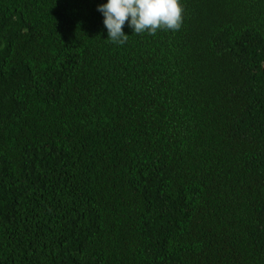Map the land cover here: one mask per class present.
Masks as SVG:
<instances>
[{
  "label": "trees",
  "instance_id": "1",
  "mask_svg": "<svg viewBox=\"0 0 264 264\" xmlns=\"http://www.w3.org/2000/svg\"><path fill=\"white\" fill-rule=\"evenodd\" d=\"M179 2L0 0V264H264V0Z\"/></svg>",
  "mask_w": 264,
  "mask_h": 264
},
{
  "label": "clouds",
  "instance_id": "2",
  "mask_svg": "<svg viewBox=\"0 0 264 264\" xmlns=\"http://www.w3.org/2000/svg\"><path fill=\"white\" fill-rule=\"evenodd\" d=\"M103 23L108 30L107 39L124 44L128 35L123 31L127 22L135 34L157 31H177L183 23V7L179 0H107L100 4Z\"/></svg>",
  "mask_w": 264,
  "mask_h": 264
}]
</instances>
